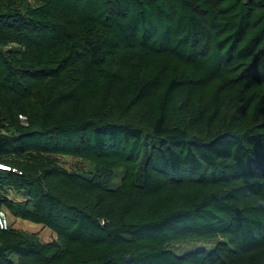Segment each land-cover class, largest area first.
Instances as JSON below:
<instances>
[{
  "label": "trees",
  "instance_id": "obj_1",
  "mask_svg": "<svg viewBox=\"0 0 264 264\" xmlns=\"http://www.w3.org/2000/svg\"><path fill=\"white\" fill-rule=\"evenodd\" d=\"M0 166V264H264V0H0Z\"/></svg>",
  "mask_w": 264,
  "mask_h": 264
},
{
  "label": "rangeland",
  "instance_id": "obj_2",
  "mask_svg": "<svg viewBox=\"0 0 264 264\" xmlns=\"http://www.w3.org/2000/svg\"><path fill=\"white\" fill-rule=\"evenodd\" d=\"M66 166H74L76 162H72L70 160H67L64 162ZM120 177V173H117L114 183H118ZM6 212V210L4 209ZM8 218H5V217ZM3 222L12 225L14 228L22 230L27 233H32L36 234L39 238L40 241L42 242H50L54 239H56V235L51 232L50 230L40 226V225H35L32 223H24L21 220L17 219H11L7 214L3 215ZM215 241H191V242H185V243H176L170 246L171 249H173L177 254H183L189 251H194V250H205V251H210L213 249L215 245Z\"/></svg>",
  "mask_w": 264,
  "mask_h": 264
},
{
  "label": "built area",
  "instance_id": "obj_3",
  "mask_svg": "<svg viewBox=\"0 0 264 264\" xmlns=\"http://www.w3.org/2000/svg\"><path fill=\"white\" fill-rule=\"evenodd\" d=\"M19 119L21 120V123L23 124V125H27V119H26V117L25 116H19ZM1 168H3L2 166H0ZM1 221H3V220H1Z\"/></svg>",
  "mask_w": 264,
  "mask_h": 264
},
{
  "label": "crops",
  "instance_id": "obj_4",
  "mask_svg": "<svg viewBox=\"0 0 264 264\" xmlns=\"http://www.w3.org/2000/svg\"><path fill=\"white\" fill-rule=\"evenodd\" d=\"M4 214H7L11 219H16V218H14V217H12L7 211L5 212L4 211ZM5 218H8L7 216L5 217ZM9 219V218H8ZM18 221L20 220V219H17ZM22 221V220H21ZM24 223L26 222V223H29V222H27V221H23Z\"/></svg>",
  "mask_w": 264,
  "mask_h": 264
},
{
  "label": "water",
  "instance_id": "obj_5",
  "mask_svg": "<svg viewBox=\"0 0 264 264\" xmlns=\"http://www.w3.org/2000/svg\"><path fill=\"white\" fill-rule=\"evenodd\" d=\"M4 169L8 170L7 168H4Z\"/></svg>",
  "mask_w": 264,
  "mask_h": 264
}]
</instances>
